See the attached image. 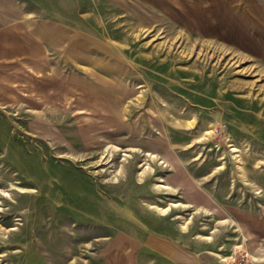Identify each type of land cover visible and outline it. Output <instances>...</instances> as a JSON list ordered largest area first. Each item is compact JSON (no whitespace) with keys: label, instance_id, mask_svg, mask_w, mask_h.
Returning a JSON list of instances; mask_svg holds the SVG:
<instances>
[{"label":"rangeland","instance_id":"374dc122","mask_svg":"<svg viewBox=\"0 0 264 264\" xmlns=\"http://www.w3.org/2000/svg\"><path fill=\"white\" fill-rule=\"evenodd\" d=\"M1 76L0 264H264V0H0Z\"/></svg>","mask_w":264,"mask_h":264},{"label":"crops","instance_id":"0c3cea01","mask_svg":"<svg viewBox=\"0 0 264 264\" xmlns=\"http://www.w3.org/2000/svg\"><path fill=\"white\" fill-rule=\"evenodd\" d=\"M30 38L31 36H25V39ZM38 38L35 40L40 41V35ZM31 67L37 68L34 65ZM5 78L0 77V101L3 103L23 101L25 95L21 88ZM118 237V240H121L118 246L113 248L108 246L102 252L107 264H123V261L126 264H223L209 249L202 250L197 242H191L189 245L184 239L178 240L177 237L168 236L164 232L139 233L135 230L126 231Z\"/></svg>","mask_w":264,"mask_h":264},{"label":"built area","instance_id":"2783aa9c","mask_svg":"<svg viewBox=\"0 0 264 264\" xmlns=\"http://www.w3.org/2000/svg\"><path fill=\"white\" fill-rule=\"evenodd\" d=\"M220 130H221V131H224V130H222V128H220ZM221 131H220V132H221ZM224 134H225V139H226V140H229V135H228L227 133H224ZM217 145H218V141L215 142V146H217Z\"/></svg>","mask_w":264,"mask_h":264}]
</instances>
